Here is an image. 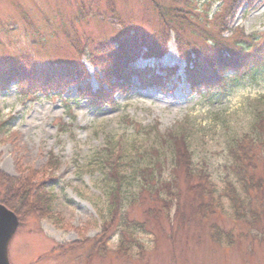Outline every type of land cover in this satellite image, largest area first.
<instances>
[{"label": "rangeland", "instance_id": "obj_1", "mask_svg": "<svg viewBox=\"0 0 264 264\" xmlns=\"http://www.w3.org/2000/svg\"><path fill=\"white\" fill-rule=\"evenodd\" d=\"M230 1L0 0V74L80 64L88 79L80 87L106 90L117 103L96 111L75 86L62 97L27 98L14 87L0 92V171L10 178L33 171V185L46 186L54 201L53 219L16 215L10 264H264L261 232L232 220L223 199L200 210L205 202L189 192L185 177L196 182L206 175L216 185V198L230 164L227 149L250 133L255 113L264 109V79L217 100L193 95L186 81L177 33L198 60L209 35L232 42L264 34V0L253 7ZM163 33L169 37L166 54L141 57L131 66L160 76L173 71L165 87L135 79L131 91L114 92L91 62L105 49L116 51L121 41L149 42ZM175 136L185 143L173 139L169 149L166 142ZM187 162L194 174L185 172ZM148 164L179 192L170 220L149 214L159 203L146 193L136 192L130 204L104 196L105 168L122 176L143 172ZM117 205L123 219L114 220L109 208ZM212 224L230 233L232 242L210 238ZM121 239L126 254L119 251Z\"/></svg>", "mask_w": 264, "mask_h": 264}, {"label": "trees", "instance_id": "obj_2", "mask_svg": "<svg viewBox=\"0 0 264 264\" xmlns=\"http://www.w3.org/2000/svg\"><path fill=\"white\" fill-rule=\"evenodd\" d=\"M235 1L231 0L230 4L233 5ZM241 1L246 2L248 7H253L258 0ZM174 9L179 12L182 10L181 7H174ZM157 10L161 19L168 16L159 6ZM182 20L186 21L185 17ZM179 36L177 33L174 39L181 59L187 64L186 81L191 86L193 95L208 96L214 100L223 99L239 87L249 83L256 84L264 79V34L238 37L232 42L222 40L220 34L209 35L205 41L210 45L205 48L199 60L192 57L193 52L188 51L192 47L189 43L181 42ZM168 41L167 33L160 34L149 42L121 41L116 51L105 49L100 52H105L103 56L97 55L91 62L94 67L100 68L102 80L107 81L114 92L131 91L135 79L138 82L142 80L144 86L165 87L168 79L174 76L173 71L166 70L169 74L165 71L166 76H160L149 74L148 70L144 72L134 70L131 65L141 57L159 60L167 52ZM68 67L51 68L48 71L30 69L28 72L0 74V92L14 87L17 93L27 98H36L41 94L48 96L55 94L62 97L66 90L75 86L78 96H83L90 101L92 108L96 111L103 108L113 109V106H116L117 103L112 100L113 96L108 91L99 88L94 92L87 87L83 88L88 79L87 71L82 65ZM255 115L256 119L251 125L250 133L241 135V139L235 140L227 149L230 164L225 168L221 178L222 188L216 198H214L216 185L209 183L206 175L198 176L196 182L192 181V177H185L187 183L190 182L189 192L194 194L200 202H205L206 207L204 209L200 207V210L209 211L210 202L223 199L229 207L232 220L249 226L264 236V109ZM173 139L185 143L183 137L175 136L166 142L169 149H173L175 145ZM184 148L187 150V147L184 146ZM177 157L180 161L178 154ZM151 166L153 164H148L143 172L133 171L124 173L122 176L119 172L111 175V167L105 168L106 171L109 170V174L100 173L102 179L108 181L107 184H103L105 185L103 192L107 190L104 196H113L117 201L130 204V201L132 203L137 201V193L140 195L146 193L152 201L159 203L157 206L159 209L151 208L149 214L153 217L164 216L170 220L169 215L172 209L174 208L175 212L178 209L179 192L173 190L172 186L161 178V174H158L156 178L155 171L149 170ZM184 167L186 173L194 174L191 166L189 169L188 162ZM30 174H33V171H29L28 175L22 174L19 178H10L0 171V203L19 218L28 214L36 215L40 219L46 217L53 219L51 210L54 208L53 197L46 190V186L33 185L34 180ZM123 207L124 204L121 208ZM114 208L115 206L109 208L111 214L114 211L116 217L114 220L123 219L122 209L118 205L116 210ZM211 213L214 212L211 211ZM136 232L139 233L138 229ZM210 238L216 243L223 242V238L227 240V243L232 242L233 239L230 233H222L216 224L211 225ZM126 245L127 243L121 239L119 245L121 253H125Z\"/></svg>", "mask_w": 264, "mask_h": 264}, {"label": "water", "instance_id": "obj_3", "mask_svg": "<svg viewBox=\"0 0 264 264\" xmlns=\"http://www.w3.org/2000/svg\"><path fill=\"white\" fill-rule=\"evenodd\" d=\"M18 226L16 214L10 212L0 203V264H9L7 258L8 244L14 237Z\"/></svg>", "mask_w": 264, "mask_h": 264}]
</instances>
